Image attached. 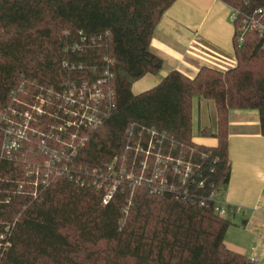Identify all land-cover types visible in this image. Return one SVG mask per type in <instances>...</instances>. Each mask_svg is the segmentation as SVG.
Returning a JSON list of instances; mask_svg holds the SVG:
<instances>
[{
	"label": "trees",
	"instance_id": "16d2710c",
	"mask_svg": "<svg viewBox=\"0 0 264 264\" xmlns=\"http://www.w3.org/2000/svg\"><path fill=\"white\" fill-rule=\"evenodd\" d=\"M176 1L0 0V264H254L225 246L211 196L230 180V112H258L264 136L263 38L239 47L235 24L234 67L173 71L135 94L162 70L151 41ZM219 1L264 17V0ZM95 86L101 125H73L57 95ZM195 97L215 103L216 132L200 130L214 147L194 141ZM112 166L132 179L106 202Z\"/></svg>",
	"mask_w": 264,
	"mask_h": 264
},
{
	"label": "crops",
	"instance_id": "0c3cea01",
	"mask_svg": "<svg viewBox=\"0 0 264 264\" xmlns=\"http://www.w3.org/2000/svg\"><path fill=\"white\" fill-rule=\"evenodd\" d=\"M231 13L219 0H177L164 14L151 41L152 52L164 59L162 70L136 82L141 92L157 86L173 71L195 78L203 67H234ZM200 98L193 100V136L203 138L198 144L214 147L216 139L200 134V130L216 132V106L212 100ZM229 128L231 175L228 185L219 189L218 199L235 212L225 217L231 223L225 246L255 261L259 246L253 239H264V136L258 112L231 111Z\"/></svg>",
	"mask_w": 264,
	"mask_h": 264
},
{
	"label": "built area",
	"instance_id": "2783aa9c",
	"mask_svg": "<svg viewBox=\"0 0 264 264\" xmlns=\"http://www.w3.org/2000/svg\"><path fill=\"white\" fill-rule=\"evenodd\" d=\"M231 18L234 22V25H238V36H239V47H242L245 41V33L248 31H257L263 38L264 42V17L261 20L254 19L249 16H243L241 12L237 9L231 8ZM101 85L107 87V81L103 80L100 82ZM107 84V85H106ZM107 92V90H106ZM49 99L51 100V95H49ZM105 94L102 88L95 86L94 92L86 95L82 91L76 94L75 88H70L68 91H65L62 94L57 95V100L63 102L64 112L72 116L74 119L73 125L75 126H91L92 128H97L101 125L104 117H105ZM109 99L112 97V94L108 93ZM50 101L46 102V100H42L41 104L49 103ZM47 105V104H45ZM37 111L42 114V107H39ZM103 111V112H102ZM21 134L20 132L18 133ZM16 143L13 142L11 147H15ZM54 157L58 159V154L55 153ZM183 163L181 161L177 162L176 166L174 167L175 172L177 174H182L184 179L189 176L191 173L190 167H183L181 169ZM107 179H114V183L112 188H107V197L106 202L111 198L113 193L116 191V186L121 180H130L132 179L128 176L126 168L122 167L120 170H116L113 166L108 169L106 172ZM155 176H157L155 174ZM139 183V182H138ZM140 184V183H139ZM203 184H200L202 186ZM160 191L162 192L164 189L159 187ZM155 192V190H153ZM219 190H216L212 193L211 198L214 200V211L215 213L225 218L228 214L234 213L235 209L233 207L227 206L224 203L219 201ZM254 264H261L258 260L254 261Z\"/></svg>",
	"mask_w": 264,
	"mask_h": 264
},
{
	"label": "rangeland",
	"instance_id": "374dc122",
	"mask_svg": "<svg viewBox=\"0 0 264 264\" xmlns=\"http://www.w3.org/2000/svg\"><path fill=\"white\" fill-rule=\"evenodd\" d=\"M133 92L135 94H138L139 92H141L140 88H138V86L136 85V83L133 86ZM201 99V98H200ZM212 102V101H211ZM203 140L202 137H198L196 134H194V141L197 143H201L200 141ZM203 144V143H202ZM256 245L259 246L256 248V252H255V260H257L258 258L261 260V264H264V239L262 238H258V237H254ZM261 244V245H259Z\"/></svg>",
	"mask_w": 264,
	"mask_h": 264
}]
</instances>
